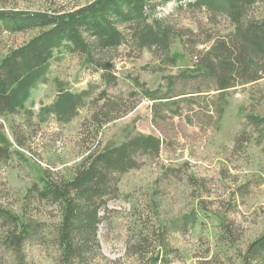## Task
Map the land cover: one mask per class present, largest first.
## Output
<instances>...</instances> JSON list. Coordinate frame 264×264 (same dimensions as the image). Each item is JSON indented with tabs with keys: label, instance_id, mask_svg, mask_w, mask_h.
I'll return each mask as SVG.
<instances>
[{
	"label": "rangeland",
	"instance_id": "1",
	"mask_svg": "<svg viewBox=\"0 0 264 264\" xmlns=\"http://www.w3.org/2000/svg\"><path fill=\"white\" fill-rule=\"evenodd\" d=\"M85 1L3 0L7 8L26 10L51 3L71 9ZM175 6L156 13L174 27L166 56L123 45L105 53L106 72L64 50L21 109L0 115L6 150L0 208L44 224L45 237L14 255L0 221V264H59L49 236L55 210L44 203L24 207L27 190L45 172L69 177L92 149L142 135L159 139L158 155H142L120 176L121 196L109 203L84 264H244L247 245L264 230V123L255 126L248 118H264V77L220 92L212 77L196 71L195 54L232 25ZM37 32L1 34L0 58ZM85 91L114 108L107 121L99 124L100 111L92 120L96 100L67 120L49 110L59 95Z\"/></svg>",
	"mask_w": 264,
	"mask_h": 264
},
{
	"label": "trees",
	"instance_id": "2",
	"mask_svg": "<svg viewBox=\"0 0 264 264\" xmlns=\"http://www.w3.org/2000/svg\"><path fill=\"white\" fill-rule=\"evenodd\" d=\"M169 3L176 5L175 10H203L210 23L216 24L221 17L232 25L228 34L195 54L196 71L212 77L220 92L264 77V0H88L71 9L51 3L49 8L35 10L10 9L0 0V35L38 31L0 58V115H13L21 109L33 88L46 80L50 63L64 50L82 56L88 67L99 66L106 72L105 53L123 45L166 56L174 27L156 13ZM99 99L92 92L63 93L49 110L67 120L78 106L96 100L92 120L100 111L101 124L114 108L106 100L98 105ZM248 118L255 126L264 123V118ZM159 149L158 138L137 136L116 146L92 149L69 177L45 172L39 183L31 185L24 207L44 203L55 210L49 236L59 264H84L92 246L97 245L98 226L109 203L121 196L120 176L135 168L142 155L155 157ZM5 154L0 145V157ZM23 211L26 218V209ZM0 221L5 227V247L14 255L26 243L45 240L40 234L44 224L30 217L23 219L3 207ZM243 258L244 264H264V230L247 245Z\"/></svg>",
	"mask_w": 264,
	"mask_h": 264
}]
</instances>
